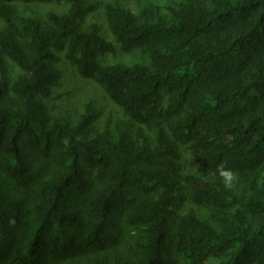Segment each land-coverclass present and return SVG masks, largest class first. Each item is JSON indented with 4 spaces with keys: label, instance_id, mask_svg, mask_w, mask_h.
<instances>
[{
    "label": "trees",
    "instance_id": "obj_1",
    "mask_svg": "<svg viewBox=\"0 0 264 264\" xmlns=\"http://www.w3.org/2000/svg\"><path fill=\"white\" fill-rule=\"evenodd\" d=\"M95 7L0 0V264H264V0ZM61 53L127 120L51 113Z\"/></svg>",
    "mask_w": 264,
    "mask_h": 264
},
{
    "label": "rangeland",
    "instance_id": "obj_2",
    "mask_svg": "<svg viewBox=\"0 0 264 264\" xmlns=\"http://www.w3.org/2000/svg\"><path fill=\"white\" fill-rule=\"evenodd\" d=\"M89 4L96 6L85 17V23H97L102 28V34L111 42L114 38L108 30V26L103 14L102 5L108 2H115L117 0H87ZM161 9L166 10V2L168 0H150ZM122 4L130 8L132 11H137V5L133 1H122ZM19 9L31 15H45L49 11L63 13L66 11L65 5L58 4H31L20 5ZM118 46V45H117ZM119 47V46H118ZM137 54L125 56L121 51H118L117 57L108 56L107 62H114L115 60L133 62L138 57ZM63 61L58 64L63 70V78L58 87L53 91L52 97L46 101L50 111L53 115L68 116L74 123H77L81 115L86 111L88 106L98 113V118L95 122L97 130L103 129L108 122L115 125L121 120H127L120 108L113 103L103 89L94 81L80 76L77 69L69 64L64 58V53H61ZM183 162L185 163L186 172L190 170L196 173V169L189 165L190 153L183 151Z\"/></svg>",
    "mask_w": 264,
    "mask_h": 264
},
{
    "label": "clouds",
    "instance_id": "obj_3",
    "mask_svg": "<svg viewBox=\"0 0 264 264\" xmlns=\"http://www.w3.org/2000/svg\"><path fill=\"white\" fill-rule=\"evenodd\" d=\"M220 175L223 179L225 186L230 187L231 182L234 179V173L230 169H228L227 166H223L220 170Z\"/></svg>",
    "mask_w": 264,
    "mask_h": 264
}]
</instances>
